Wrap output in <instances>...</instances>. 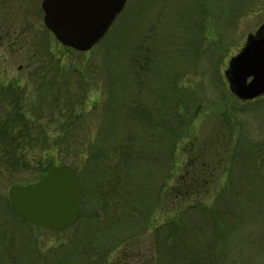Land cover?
Here are the masks:
<instances>
[{"label":"rangeland","instance_id":"rangeland-1","mask_svg":"<svg viewBox=\"0 0 264 264\" xmlns=\"http://www.w3.org/2000/svg\"><path fill=\"white\" fill-rule=\"evenodd\" d=\"M40 3L0 0V129L5 121L17 127L12 152L22 157L0 163V264H146L151 241L171 233L173 246L175 205L160 189L171 190L184 167L201 166L194 154L219 162L208 205L229 165L240 190L257 192L260 213H251L222 255L215 250L221 259L214 263L264 264V94L239 100L225 76L247 37L264 32V0H126L86 52L55 40ZM64 103L73 109L72 124L64 121L70 113ZM179 124L189 129L175 138ZM130 136L153 159H134L123 173L112 150L101 155L111 141ZM59 153L84 179L79 216L62 232L29 227L11 213L7 189L59 164ZM115 162L120 179L111 181L117 192L105 206L94 189L101 181L88 188V170L108 176ZM181 219L186 231L207 221L195 212ZM204 233L212 235L205 227Z\"/></svg>","mask_w":264,"mask_h":264},{"label":"trees","instance_id":"trees-1","mask_svg":"<svg viewBox=\"0 0 264 264\" xmlns=\"http://www.w3.org/2000/svg\"><path fill=\"white\" fill-rule=\"evenodd\" d=\"M229 10L230 12L233 11L231 8ZM180 105L181 104L179 103L177 108H175V111H180L178 110V107H180ZM58 109H61L59 108V105ZM62 109L70 112L64 118V121H66L67 125L70 123L72 124V118H70V116L73 112V109L69 108L68 103H64ZM78 115H82V112ZM228 118L231 119L229 115ZM16 129L17 127H15V125L8 124L7 121H5L1 126L0 145L5 150V152L1 153L0 155V163L7 156L14 157L15 155H17L16 157L22 158L18 152L15 151L16 154L12 152L17 148V146H14L15 139L13 136V133L16 131ZM188 129L189 128L188 126H186V124L177 125V129L173 127V137L175 136V138H177L179 136H182L183 133H185ZM127 138L128 140L115 139L114 141H111L110 144L112 145V147L107 148L106 152L101 155L111 156L109 150H112L113 155L111 157H116V159L119 160V163L121 162L123 164V173L125 172L127 167L130 168L133 166L134 159L144 158L148 159L149 161L153 159V155H149V153L144 155L141 150H138L139 147L138 145H135L133 137L130 136ZM234 143H237L236 139ZM50 155L51 153L49 154V156ZM194 155H199L201 159V166L199 168L193 166L191 169L188 167H184L183 172L178 176L175 184L171 186V190L167 185H164L163 188L160 189L162 192L167 189L169 195L171 193V198L173 199L175 205L174 216H172L171 218L172 223L170 222L171 230L169 229V227L167 228L168 230L173 232V246H170L169 242L171 233L170 236L168 235V238L151 241V251H153L149 260H146V264H216L214 263V261H218L219 258L221 259V255L226 250L230 238L237 233L240 234L242 224L252 219L251 213L255 212L256 215L260 213V209H257L258 203L256 200V190L252 189L251 187H246L240 190V188L236 186L235 181H233V175L235 173L232 165H229V167H225L221 171L222 173L227 174L226 182L224 183V185H221L218 192H216L217 194H215L214 196L215 199L213 198L214 203L211 204V206L208 205L206 200H209V194L211 190L214 189L212 188L211 182L217 172L218 165L216 164H219V162H216L214 159H212L216 164L210 165V163L206 162L203 155ZM229 155L230 154H228L227 156ZM225 158L226 155H220V158L218 159L221 163ZM66 159L67 157L65 154H58L59 164L66 163ZM117 163L118 162H115L112 173L110 174V172H108V176L105 175V171L103 169L88 170V182L92 183L91 187L89 186L88 188L91 191H94L95 189V192L98 193L97 195L102 196V200H104L105 206L110 200V197L113 198V195L117 192L115 186H111V181H113L114 179H120L118 175L119 172L117 171L118 166H116ZM50 165L52 164L42 166L40 169H38V175L36 176V178L33 180H28L25 183L33 182L38 179L41 175H43L47 167H49ZM147 171H149V169ZM77 173L78 175H80L78 170ZM145 176L146 178H149L150 175L145 173ZM79 180L80 182H83L84 179L80 176ZM97 181H101L100 186L97 184V186L94 187V184ZM80 186L83 195L84 190L86 191V187H84V183H80ZM92 187H94V189ZM158 191L159 189L157 188L156 194H158ZM199 196L201 197V200L198 199ZM190 198L193 199L194 202H191V204L189 205L183 204L184 200H188ZM83 201H85V198L83 199ZM8 206L11 213H13L16 218H18L11 209L9 203ZM251 209H253V211ZM189 212H195L198 214L200 213L202 214V216L207 217V221L205 220L204 222H193L190 224L188 230L186 231L184 229V224L182 225L181 218L183 215ZM248 218L250 219L248 220ZM165 221L167 222V220ZM28 226L31 227L30 225ZM204 227L212 233L209 238L208 236L206 237L204 233ZM199 233L200 235L198 236ZM85 235L89 237L91 234ZM219 248L221 255L214 253L215 250H218ZM165 255L167 256L166 259L163 258V256ZM121 261L122 260L117 259L116 262H111L110 264H120Z\"/></svg>","mask_w":264,"mask_h":264},{"label":"water","instance_id":"water-1","mask_svg":"<svg viewBox=\"0 0 264 264\" xmlns=\"http://www.w3.org/2000/svg\"><path fill=\"white\" fill-rule=\"evenodd\" d=\"M126 0H41L43 23L62 46L85 52L97 43ZM225 76L242 101L264 94V32L248 36L228 63ZM11 209L23 222L52 231L70 227L80 212L76 170L65 163L49 166L36 181L7 189Z\"/></svg>","mask_w":264,"mask_h":264}]
</instances>
